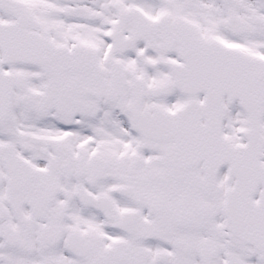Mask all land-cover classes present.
<instances>
[{
	"label": "snow or ice",
	"instance_id": "snow-or-ice-1",
	"mask_svg": "<svg viewBox=\"0 0 264 264\" xmlns=\"http://www.w3.org/2000/svg\"><path fill=\"white\" fill-rule=\"evenodd\" d=\"M0 264H264V0H0Z\"/></svg>",
	"mask_w": 264,
	"mask_h": 264
}]
</instances>
